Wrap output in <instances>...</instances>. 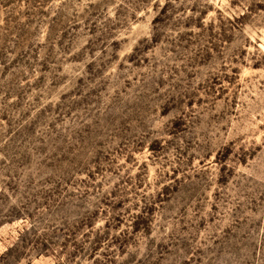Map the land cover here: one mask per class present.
Instances as JSON below:
<instances>
[{"label":"rangeland","instance_id":"obj_1","mask_svg":"<svg viewBox=\"0 0 264 264\" xmlns=\"http://www.w3.org/2000/svg\"><path fill=\"white\" fill-rule=\"evenodd\" d=\"M0 264H264V0H0Z\"/></svg>","mask_w":264,"mask_h":264}]
</instances>
